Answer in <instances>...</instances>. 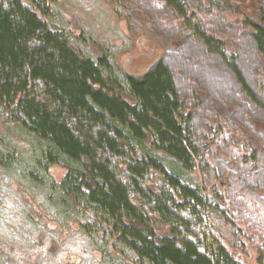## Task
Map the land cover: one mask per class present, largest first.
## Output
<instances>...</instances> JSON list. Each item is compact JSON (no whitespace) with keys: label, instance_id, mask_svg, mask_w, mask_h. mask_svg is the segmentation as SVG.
Listing matches in <instances>:
<instances>
[{"label":"trees","instance_id":"obj_1","mask_svg":"<svg viewBox=\"0 0 264 264\" xmlns=\"http://www.w3.org/2000/svg\"><path fill=\"white\" fill-rule=\"evenodd\" d=\"M26 1L0 0V171L43 198L53 221L75 224L97 252L95 264H242L211 220L220 215L221 191L196 179L203 143L172 70L157 59L128 73L107 50L95 61L40 18L37 9L52 16L50 0ZM160 1L211 52H224L223 41L195 21L189 0ZM243 20L264 57V10ZM231 66L264 110V83L258 96ZM221 134L215 130L211 141ZM230 138L247 151L242 163L254 170L264 161L258 140L243 130ZM21 140L31 144L26 154ZM53 165L65 169L58 183L47 172ZM6 243L0 236V264Z\"/></svg>","mask_w":264,"mask_h":264},{"label":"rangeland","instance_id":"obj_2","mask_svg":"<svg viewBox=\"0 0 264 264\" xmlns=\"http://www.w3.org/2000/svg\"><path fill=\"white\" fill-rule=\"evenodd\" d=\"M189 3L195 21L223 41V53L211 52L160 0H124L123 4L111 0H50L51 17H43L38 9L36 12L49 26L67 31L73 44L95 61L107 50L128 73L141 74L157 59L172 70L179 95L192 112L203 143L204 160L201 170H196V179L221 191L218 211L222 215L212 213L214 227L236 260L264 264V161L261 159L254 170L250 163H242L241 155L247 151L230 138L243 130L260 142L264 152V110L246 96L231 66L232 61L260 96L264 57L256 51L243 19L264 10V0ZM3 128L0 124L2 133ZM215 130L222 134L211 141ZM18 143L24 145L22 140ZM29 146L22 147L25 154ZM47 172L58 183L65 169L53 165ZM28 190L21 179L0 171V236L8 242L6 264H95L97 252L75 231V224L66 227L53 221L43 212V198L37 194L32 197Z\"/></svg>","mask_w":264,"mask_h":264}]
</instances>
